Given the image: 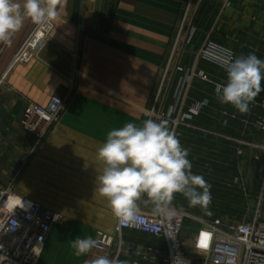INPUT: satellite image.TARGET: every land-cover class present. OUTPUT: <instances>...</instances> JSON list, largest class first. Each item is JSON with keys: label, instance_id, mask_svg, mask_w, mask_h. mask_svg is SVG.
Segmentation results:
<instances>
[{"label": "crops", "instance_id": "obj_1", "mask_svg": "<svg viewBox=\"0 0 264 264\" xmlns=\"http://www.w3.org/2000/svg\"><path fill=\"white\" fill-rule=\"evenodd\" d=\"M228 1L230 8L225 7ZM57 11L42 49L29 62L11 68L37 27L30 21L11 44L0 43V77L9 71L0 89V183L16 180L21 196L65 217L53 226L40 264H85L92 250L77 256L71 242L95 239L99 231L115 233L118 219L96 191V177L104 167L97 149L109 131L128 122L167 121L189 149L192 173L211 185L208 206L241 207L232 217L264 226V210L257 209L264 207V132L253 125L264 117V108L250 104V112L241 115L230 104L219 103L215 85L226 82V72L199 57L211 41L235 57L254 52L264 60V0H61ZM191 30L195 35L188 42ZM191 72L182 113L205 104L175 127V118L166 115ZM70 94L68 108L42 141L22 129L30 105L46 106L53 97ZM255 100L264 101V91ZM228 182L239 185L235 196L228 194ZM180 196L174 194L170 206L190 207ZM146 200L143 196L137 202L140 213L156 216ZM196 216L225 221L221 216L210 220L207 213ZM195 223H200L198 230L191 226ZM202 227L193 217L186 221L182 237L189 250ZM123 240L166 250L165 245L160 248L163 240L134 230L124 231ZM114 255L111 249L108 257ZM119 260L138 262L128 256Z\"/></svg>", "mask_w": 264, "mask_h": 264}, {"label": "clouds", "instance_id": "obj_2", "mask_svg": "<svg viewBox=\"0 0 264 264\" xmlns=\"http://www.w3.org/2000/svg\"><path fill=\"white\" fill-rule=\"evenodd\" d=\"M61 0H0V43L9 45L26 21L45 29L58 16ZM224 60L226 82L215 85V97L223 105L233 106L241 115L250 112V104L264 91V60L254 52L234 57L230 50ZM189 149L184 148L165 120L146 119L141 124L128 122L107 133L105 142L97 149L103 169L96 177V191L106 198L114 216L121 224H141L138 201L147 197L155 211L171 219L174 194H182L191 207L207 208L211 203V185L201 175L193 174ZM6 197V199H2ZM2 208L7 210L4 232L13 230L17 222L11 217L16 209L25 208L23 197L0 192ZM91 236L77 237L71 242L77 256L97 247ZM39 247V246H37ZM35 247L33 250H35ZM8 256L0 245V264ZM85 264H127L106 255L88 259ZM173 264H179L178 258Z\"/></svg>", "mask_w": 264, "mask_h": 264}, {"label": "built area", "instance_id": "obj_3", "mask_svg": "<svg viewBox=\"0 0 264 264\" xmlns=\"http://www.w3.org/2000/svg\"><path fill=\"white\" fill-rule=\"evenodd\" d=\"M225 7L230 8L231 2H226ZM50 29L51 26L42 30L47 33ZM40 30L37 27L34 29L15 55L11 68L29 62L34 56L33 53L40 52L38 46L35 45V38ZM194 35L195 30H191L187 39L188 42L193 39ZM228 50L208 41L203 46L200 56L223 66L224 60L229 54ZM230 52L235 57L234 52L231 50ZM8 73L9 71L0 77V89L4 85ZM199 76L205 78L202 72L199 73ZM193 77L194 73L191 72L182 81L178 90V103L171 107L166 115L169 119L175 118L174 121L177 123L191 120L200 113L205 104L197 103L186 113L179 110L180 102L183 96H186ZM70 102L71 94L66 98L55 96L46 106L32 104L28 107L22 124L28 132L42 141L52 126L60 120ZM251 105L252 107H264V101L255 100ZM253 125L259 131L264 132V117H259ZM0 192L15 193L23 197L25 201V208L16 209L15 214L11 217L17 222V226L8 232H4V228L0 227V245L3 246V252L9 258L5 264H40L47 238L55 224L64 222V215L47 209L37 201L21 196L16 191V180L10 184L0 183ZM2 199H6V197ZM2 199H0V224L6 227L7 210L2 208ZM171 210L175 215L170 220L158 212L156 216L140 213L143 217L141 224H121L118 220L114 234L103 231L97 232L95 240L98 243L97 247L92 249L91 259L101 255L108 256L109 251L118 242L119 249L116 258L134 257L150 264H173L176 258H178L179 264H195L196 261L201 262V264H264V226L258 222H245L229 226L221 219L209 222L202 221L203 227L194 236L191 250H188L182 236L186 221L192 217L185 212ZM126 230H134L163 240L166 244V250L126 243L123 240V232ZM205 237H207L206 247L201 245V241ZM35 247L37 248L33 250ZM195 256H198L199 259H196ZM134 264L138 263L135 262Z\"/></svg>", "mask_w": 264, "mask_h": 264}, {"label": "rangeland", "instance_id": "obj_4", "mask_svg": "<svg viewBox=\"0 0 264 264\" xmlns=\"http://www.w3.org/2000/svg\"><path fill=\"white\" fill-rule=\"evenodd\" d=\"M52 23V22H51ZM51 27H52V24L50 25ZM49 32V31H48ZM47 32V33H48ZM46 33V35H48ZM190 33V32H189ZM188 36H189V34H188ZM188 36H187V39H188ZM181 37V36H180ZM44 41V40H43ZM43 41H42V45H43ZM188 41V40H187ZM42 45H41V47H39L38 49L40 50L41 48H42ZM205 46V45H204ZM220 46H222V45H220ZM223 47H225V46H223ZM225 48H227V47H225ZM227 49H229V48H227ZM202 50V49H201ZM201 50H200V52H201ZM230 50V49H229ZM232 51V50H231ZM200 52H199V57L200 58H203V57H201L200 56ZM34 55H36V53H33ZM187 96H188V92H187V94H186V96H183V98H182V100H181V102H180V105H179V107H180V111L183 109L182 107L184 106V102H185V100H186V98H187ZM197 104V103H196ZM264 108V107H263ZM190 110V109H189ZM188 110V111H189ZM187 111V112H188ZM149 113H150V110H149V112H148V116H149ZM186 113V112H185ZM187 122V121H186ZM175 123V127H178V126H180V125H182V124H185V122L184 123H177V122H174ZM21 127H22V129L25 131V132H28L26 129H25V127L23 126V124H22V122H21ZM237 189H239V185L236 183V182H228V194H230L231 196H235L236 195V190ZM179 199H184V197H178ZM170 209H175V210H179V211H182V212H185L186 214H188L189 216H191V217H193L195 220H204V219H199L198 218V216H196V214L198 215V214H202V213H207V214H210L211 215V218H210V220H212L213 218H216V217H218V216H221V218H223L225 221H226V223H227V225H229V226H233V225H238V224H241V223H244V222H242V221H240L239 219H235L234 217H232V215L231 214H234V213H236V212H240L243 208H241V207H235V208H233V207H222V206H207V208L205 209V208H202V207H171L170 206ZM257 209H259V210H261V209H263L264 210V207H261V206H259V207H257ZM195 214V215H194ZM221 214V215H220ZM222 214H224V215H222ZM209 219V218H208ZM204 221H207V220H204ZM187 222H189V219L187 220ZM197 222V221H196ZM196 224V223H195ZM191 225V226H193L194 228H196V226L198 227L196 230H198L199 228H200V223H197L196 225ZM264 224V223H263ZM161 246H160V248L162 249H164V245H165V247H166V244H160ZM148 247V246H147ZM112 249H114V251H115V258H116V256H117V252H118V249H119V243L117 242L116 244H115V246L112 248ZM189 250V249H188ZM191 255H193V253L191 252ZM196 257V259L198 258L199 259V257L198 256H195ZM201 258V257H200ZM139 262V263H138ZM138 264H140V262L141 263H145V264H150V263H148V262H145V261H142V260H138ZM196 264H201V262H199V261H196Z\"/></svg>", "mask_w": 264, "mask_h": 264}, {"label": "bare ground", "instance_id": "obj_5", "mask_svg": "<svg viewBox=\"0 0 264 264\" xmlns=\"http://www.w3.org/2000/svg\"><path fill=\"white\" fill-rule=\"evenodd\" d=\"M51 25V24H50ZM46 38V33L41 29L39 32H38V35H37V37L35 38V41H36V44L35 45H37L38 46V48L39 47H41V45H42V41L44 40ZM34 45V46H35ZM43 46V45H42ZM42 49V48H41ZM40 49V50H41ZM34 50H37V48L35 49L34 48ZM199 222H202L201 220H199Z\"/></svg>", "mask_w": 264, "mask_h": 264}, {"label": "snow or ice", "instance_id": "obj_6", "mask_svg": "<svg viewBox=\"0 0 264 264\" xmlns=\"http://www.w3.org/2000/svg\"><path fill=\"white\" fill-rule=\"evenodd\" d=\"M201 245L206 247L207 246V237H205L202 241H201Z\"/></svg>", "mask_w": 264, "mask_h": 264}]
</instances>
